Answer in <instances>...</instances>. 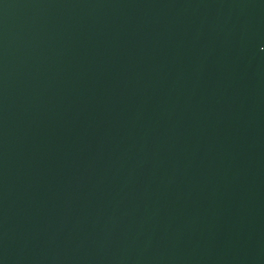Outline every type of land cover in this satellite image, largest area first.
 I'll return each instance as SVG.
<instances>
[{
    "label": "water",
    "instance_id": "obj_1",
    "mask_svg": "<svg viewBox=\"0 0 264 264\" xmlns=\"http://www.w3.org/2000/svg\"><path fill=\"white\" fill-rule=\"evenodd\" d=\"M0 264H264V0H0Z\"/></svg>",
    "mask_w": 264,
    "mask_h": 264
}]
</instances>
